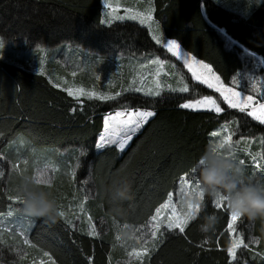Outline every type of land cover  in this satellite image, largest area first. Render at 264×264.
I'll list each match as a JSON object with an SVG mask.
<instances>
[{
	"label": "trees",
	"instance_id": "16d2710c",
	"mask_svg": "<svg viewBox=\"0 0 264 264\" xmlns=\"http://www.w3.org/2000/svg\"><path fill=\"white\" fill-rule=\"evenodd\" d=\"M153 8V18L165 38L175 40L184 51L208 64L224 85L238 88L234 86L238 73L250 62L245 60L246 52L264 64V4L244 18L211 0H153ZM101 9V0H0V38L26 50L70 44L102 56L163 53L148 30L137 23L101 24ZM183 73L198 95H213ZM188 98L164 91L156 97L129 92L110 101L77 99L44 75L0 60V171L5 173L0 176V214L7 211L8 195L15 193L20 179L13 171L8 174L9 162L31 175L34 159L30 147L70 149L76 173L72 178L68 175L71 165L64 156L54 153L46 159L60 169L50 186L59 206L64 209L66 202H71L79 207L86 202L79 221L61 216L55 222L32 217L26 237L32 249L49 253L56 264H110L121 251L115 247L111 204L103 187L117 169L129 187L120 219L142 227L182 176L197 174L194 166L212 145L210 134L220 125L229 123L245 136L260 138L264 150V124L224 105L219 114L181 108ZM254 98L263 100L257 93ZM123 109L151 110L155 116L131 136L124 149L115 144L97 148L105 114ZM237 122L243 124L241 129H237ZM18 135L23 137L20 142ZM244 166L254 180L264 181V169L257 177ZM210 213L217 215L218 222L213 231L202 233L198 225ZM89 215L91 223L98 225V236H89L85 229ZM230 215L228 206L217 209L211 194L205 193L197 217L185 233L164 229L144 264H264V235L258 221H237L236 231L249 247L237 249L236 262L229 256Z\"/></svg>",
	"mask_w": 264,
	"mask_h": 264
},
{
	"label": "rangeland",
	"instance_id": "374dc122",
	"mask_svg": "<svg viewBox=\"0 0 264 264\" xmlns=\"http://www.w3.org/2000/svg\"><path fill=\"white\" fill-rule=\"evenodd\" d=\"M101 5V24L110 25L116 22L137 23L148 30L151 39L155 44L163 49V53L161 55L147 54L139 56L117 53L115 55L102 56L96 52L85 50L81 47L70 44H63L54 48L34 47L32 49L26 50L19 47L17 48L4 42L5 44L3 49H0V60L21 65L30 72L42 74L54 86L57 87V84H59V88H62L63 90L66 88H80L85 92L91 93L95 91L98 93L112 95L115 98L118 97L116 96V93H120L121 95L122 93L129 92L139 93L149 97H156L152 95H146L148 89L152 88L155 91H160V93L166 91L186 94L189 96V98L186 99L185 102L188 100L201 99L204 95H198V92L189 86L185 73H183V71H185L192 82L211 90L213 92L214 98L217 99V103H219L221 107L224 105L229 108L226 102H223V98L215 91V89L208 88L207 85L202 83V81H197L192 77L191 72L184 63V58L193 57L191 54L179 47L180 55L175 56L164 47V44L167 43L168 39H165L161 25L153 18V0H101ZM108 5H111V7ZM129 9H131V12L128 11ZM135 13H139L142 16L148 17L147 22L141 24L139 19H130L129 17ZM116 17L124 18L117 19ZM157 39L160 41L159 44L157 43ZM246 54L245 60L250 62L246 63L247 67L238 73V78L234 85L238 86L239 89L237 87L228 85L225 86L234 88L236 91L241 92L244 96L251 95L254 97V95L257 93L263 98V100L258 101L254 99V102L264 103V64L258 56L250 52H246ZM196 60L201 61L199 59ZM197 67L198 70L203 71V69H199V66ZM211 72L217 75L212 69ZM205 74L207 75L208 73L206 72ZM156 83L161 85L160 89L155 88ZM185 86H187L188 91L180 92L179 89ZM140 87H143L145 91L137 92L136 89ZM172 89H176V91H172ZM190 89H192L191 93ZM243 90L248 91V93L244 92ZM71 97L88 99L87 96H82L79 92H77L75 95H72ZM93 99L99 100L95 97ZM125 110L126 109L117 111ZM199 110L215 112L214 109ZM236 110L240 111L239 109ZM249 111H251V109H249ZM249 117L256 122L261 123L260 121L255 120L253 117ZM241 126H243V124L241 122L238 124L237 122V129H241ZM109 131L115 132V128H111ZM215 131H220L221 135L216 138L212 137V145L219 143V141L223 139L224 135H228L229 132H231V144L232 147L236 149L233 155L238 160H244V165H248V168L251 169L252 174L258 177V172H260L259 170L264 169L257 166L264 165V150L260 138L248 135L245 136L239 133L238 130L236 131L235 128L229 123L220 125ZM102 133H104V128L100 135ZM22 138V135H18L17 141L20 142ZM129 141L127 142L123 133L113 137V143L117 145L120 142H127L125 145L126 147ZM13 144L17 145L15 142ZM6 150H9V148L7 147ZM17 150L18 149H14L13 151L17 152ZM69 150L70 149L62 150L60 148L30 147V153L34 159L32 162L31 175L38 176V173L43 171L46 174L45 179L50 180L51 184L42 186H53L55 178L59 174L60 169H58L55 164L46 158L51 157V154L56 153L61 157L64 156V158H66L65 162L69 166L71 165L70 168H68V175L72 178V172L75 165L71 164V155ZM41 157L43 159L39 160ZM8 164V174H11L13 171L16 176H20L23 173V170H20L17 165H13L12 162H9ZM185 180L187 183H185ZM196 180L197 174H192L191 176H182L174 191L171 192L173 193L172 202L177 206L178 210H187L188 205L181 201L179 193L185 188L190 191L195 189L196 185L194 182ZM15 194L16 193H13L12 195ZM10 195L11 194H9L8 197ZM212 200L215 204L216 199L213 196ZM9 202L10 204L8 205L7 211H5L3 214H0V264H41V261H44L45 264H49L48 257L44 256L43 252H36L34 249H32L33 247L30 244L24 243L25 238H27V232L33 224L32 217L23 211L22 203H17L16 201L10 200ZM85 204L86 202L83 203L84 207ZM65 205L66 206L64 209L61 208L60 205V211L68 212L69 216L67 217L79 221L81 208L75 204L73 205L71 202H66ZM222 205L228 206L225 201L222 202ZM165 211L170 213V209H166ZM93 224L96 225L97 231L99 232L98 225L96 223ZM85 225V229L88 232L89 221L87 219L85 220ZM149 229L150 219L145 226L134 227V235L131 239L123 242L117 241L115 239V247L120 249L121 253L115 256L110 261V264H144L147 255L137 258L134 255H129V253L133 248H141V238L148 240V246L150 249L153 248V240L150 237ZM163 231L164 229H162V232ZM230 234L232 236V242L230 244L231 246L234 239L241 236L239 233H237V231L235 234L230 231ZM159 238L160 234H158L156 238V244L158 243Z\"/></svg>",
	"mask_w": 264,
	"mask_h": 264
},
{
	"label": "snow or ice",
	"instance_id": "6c2138e0",
	"mask_svg": "<svg viewBox=\"0 0 264 264\" xmlns=\"http://www.w3.org/2000/svg\"><path fill=\"white\" fill-rule=\"evenodd\" d=\"M111 7V5H108ZM131 12V9L128 10ZM117 19H123L124 17H116ZM130 19L136 20L139 19L141 24H144L147 22L148 17L142 16L139 13L132 14ZM155 38V37H154ZM157 43L159 44L160 41L157 39ZM3 44L0 43V49H3ZM164 47L171 52L175 56H179V45L177 42L173 39H169L166 44H164ZM185 66L189 69V71L192 74V77L197 81H202L203 84L207 85L210 89H215L217 93L220 94V96L223 98V102H226L227 106L231 109H239L242 113H247L248 116L253 117L255 120L260 121L261 123H264V103H255L254 97L244 96L241 92L236 91L234 88L226 87L223 83L220 81V77L215 75L211 72V68L208 64L203 63L202 61H197L195 57L191 58H184ZM203 69V71L198 70ZM208 73L207 75L205 73ZM60 85L57 84V87ZM156 89H160L161 85L159 83L155 84ZM65 91L68 92L70 96L75 95L77 92L80 93L82 96H87L88 99H93L94 97L99 99L100 101H110L115 99L114 96L105 94V93H98V92H85L83 89L80 88H66ZM137 92H144L145 89L143 87L137 88ZM172 91H176V89H172ZM180 92H187V86L182 87L179 89ZM120 93H116V96H119ZM146 95H152V96H159L160 91H155L152 88H149L146 92ZM79 99V97H77ZM183 109H193V110H199V109H214V111L219 114L224 111V109L221 107L219 103H217V99L214 98L213 95H204L201 99L196 100H188L187 102H184L180 105ZM251 109V111H249ZM155 113L151 110H141V109H127L125 111H116L114 114L108 113L104 116V133H102L98 141L96 142V147L101 148L105 145L113 143V137L120 135L121 133L124 134L126 140L131 139V134L139 131L141 127L148 121L149 118L154 117ZM223 127V126H222ZM111 128H115V132L109 131ZM221 135L220 131H212L210 136L213 138L219 137ZM232 140V134L229 132L228 135H224L223 139L219 141V143L214 144L215 146L219 148H229L231 150V153L234 154L236 149L232 147L231 144ZM120 149L125 148V143L120 142L118 144ZM82 155H85V153H81ZM239 162L244 165V160H239ZM258 167L264 168V165H257ZM15 167V166H14ZM5 173L3 171H0V176H4ZM45 173L42 171L38 173V177L41 181H44L47 183V185L51 184V181L48 179H45ZM72 175L75 176V170H73ZM185 183L187 181L185 180ZM197 186V180L194 182ZM190 187V186H189ZM193 194L197 195L199 197V200L204 199L205 193L199 192L195 189H192ZM173 193L167 194V199L164 203H161L159 207L155 209V214H153L150 217V229L149 234L150 237L153 240L152 247L156 246V238L158 234L162 235V229H166L168 231H179L180 233H185L186 227L189 224V221L193 218L194 215L198 213L200 210V203L198 204H192L189 203L187 205V210L177 209V206L172 202ZM10 201H16L17 203H22L20 197L15 195H10L8 197ZM222 202H224V199L221 197L219 200H216L215 207L217 209H220L222 206ZM81 210L83 211V203L79 205ZM166 209H170V213L166 212ZM61 217H67L69 216L68 212L60 211ZM239 219L235 214L231 212V215L227 221V228L232 233H236V228L234 225L237 223ZM89 221V231L88 235L91 237L98 236L99 233L97 231L96 225L91 223L92 217L88 216ZM68 224H71V219L67 220ZM74 226V225H73ZM143 235V234H142ZM25 244H29L30 241L25 238L24 240ZM142 246L141 248H133L132 251L129 253V255H134L137 258L144 257L146 255L150 254V247L148 246L149 241L146 239L141 238ZM240 247L247 248L249 245L245 243L243 237H238L234 239L232 245L227 249V252L229 256L232 258L234 262L237 261V249ZM44 256L48 257L49 264H56L54 260H52L49 253L45 252ZM89 260H92V257H89ZM41 264H45L44 261H41Z\"/></svg>",
	"mask_w": 264,
	"mask_h": 264
},
{
	"label": "clouds",
	"instance_id": "9594fccd",
	"mask_svg": "<svg viewBox=\"0 0 264 264\" xmlns=\"http://www.w3.org/2000/svg\"><path fill=\"white\" fill-rule=\"evenodd\" d=\"M259 2V0H257ZM0 43L5 44L0 38ZM197 173L196 190L211 194L216 200L221 197L238 219L250 224L257 221L259 231L264 235V181L254 180L245 167L227 147L219 148L209 145L198 158L195 166ZM117 169L109 183L103 187V193L111 204L110 218L117 241H126L134 235V225L123 222L122 205L128 199L129 187L119 175ZM37 175L21 174L15 193L22 201L23 211L31 217L55 222L60 216V206L53 192ZM183 203L198 204L199 197L185 188L179 193ZM197 214L189 221L196 219ZM218 222L215 213L204 216L198 225L202 233H210Z\"/></svg>",
	"mask_w": 264,
	"mask_h": 264
},
{
	"label": "crops",
	"instance_id": "0c3cea01",
	"mask_svg": "<svg viewBox=\"0 0 264 264\" xmlns=\"http://www.w3.org/2000/svg\"><path fill=\"white\" fill-rule=\"evenodd\" d=\"M211 1H213L220 7L237 14L242 18L250 15L253 11H257V9H259V7L264 4V0H259V2H257V0H211ZM229 40H230L229 42L233 41L232 39Z\"/></svg>",
	"mask_w": 264,
	"mask_h": 264
}]
</instances>
